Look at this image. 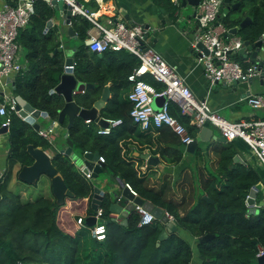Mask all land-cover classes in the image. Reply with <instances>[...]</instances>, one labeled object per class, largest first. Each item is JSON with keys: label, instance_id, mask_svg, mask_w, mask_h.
Returning a JSON list of instances; mask_svg holds the SVG:
<instances>
[{"label": "trees", "instance_id": "obj_1", "mask_svg": "<svg viewBox=\"0 0 264 264\" xmlns=\"http://www.w3.org/2000/svg\"><path fill=\"white\" fill-rule=\"evenodd\" d=\"M161 2L166 9L172 12L177 10L178 5L171 0ZM233 2L239 4L236 7L224 6L225 13L219 15V21L229 29L249 15L251 20L239 27L236 34L242 40L256 41L264 30V0H230V3ZM54 11L46 0H34L33 12L17 35L18 43L27 50L29 62L13 80V92L34 107L46 111L50 119H57L58 110L64 103L62 94L51 91L64 71V53L59 47L57 25H50L44 31ZM70 24L79 38L87 36L90 21L85 16L72 15ZM231 56L243 68L250 64L239 52ZM73 60L72 72L76 78L94 83V86L74 95L76 102L90 107L99 98L103 86L111 81V95L98 112L102 117L122 118L121 123L102 133L98 131L100 126L95 120L86 122L76 115L68 128L74 150L80 153L97 152L103 158V171L128 182L140 197L173 214L178 229L187 231L188 235L185 234L191 238L196 237L194 244L199 264H259L257 252L260 246L264 247V203L259 204L255 212H249L245 198L255 185L256 200L258 203L262 200V179L250 162L233 161L237 153L233 143L236 139L227 140L220 149L216 172L205 183L204 191L213 201L206 200L202 192H197L193 203L181 213L179 210L187 200L186 191L180 201L165 198V192H170L166 185L168 183H162L161 188L148 185L120 152L118 142L124 134H133L136 129L142 132L151 129H141L132 121L129 115L131 102L127 95L121 97L122 89L129 85L128 74L139 63L138 57L125 49L103 51L98 55L81 45ZM145 79L158 88L162 86L151 76H145ZM170 111L195 137L198 129L189 123L187 116L180 113L174 102L170 105ZM63 123L65 125L66 120ZM157 130L160 140L176 146L164 147L163 156L179 162L182 151L178 136L167 126ZM7 137L4 168L0 173V264H190L193 244L188 237L176 230L159 238L165 223L155 218L152 223L138 225L139 216L135 210L129 212L125 224L122 218L120 221L114 220L109 215L112 200L108 194L99 204L103 208L106 225L102 239L91 234V225L85 221L86 216L95 214L91 204L86 214L81 216L83 221L79 228L74 232L65 230L57 218L60 205L53 196L39 195L34 199L22 200L20 193L10 187L18 168L32 161L26 144L32 142L46 149L50 142L39 135L32 124L14 113ZM52 161L63 175L66 185L74 192L72 198L87 197L90 200L94 187L91 178H87L67 154L55 152ZM165 186L169 191L164 190ZM206 233L213 236L205 241L198 240L200 235Z\"/></svg>", "mask_w": 264, "mask_h": 264}, {"label": "built area", "instance_id": "obj_2", "mask_svg": "<svg viewBox=\"0 0 264 264\" xmlns=\"http://www.w3.org/2000/svg\"><path fill=\"white\" fill-rule=\"evenodd\" d=\"M51 4V0H46ZM91 0H63L70 6L71 15L80 14L91 21L88 29V47L92 51H115L125 49L139 59L137 66L128 74L127 78L132 85L127 94L131 102L129 115L133 122L141 129L159 128L167 126L173 131L181 141L186 144L194 136L188 131L186 125L170 111V105L174 102L181 114L189 118V123L197 129L205 125L215 127L227 140L236 138L244 140L259 163L264 167V117L251 115L248 118L230 120L221 115L217 109L212 108L206 98H198L191 90L185 80V76L180 74L176 68L169 64L165 58L153 47L149 45L146 37L150 26L144 23H129L123 16L114 13L109 14L106 7V0H93L97 6L91 9L86 5ZM175 5H179L180 0H171ZM34 0H10L6 1L0 8V125L6 126L9 130L12 114H19L17 94L8 90L9 81L14 80L21 68L17 60L19 43L17 35L23 28L33 12ZM223 15V0H199L195 6L190 20L195 22L191 48L196 54V60L203 66L205 78L209 86L222 82L232 85L234 80L247 81L249 77L259 76L264 69V56H261L262 63L257 64L255 60L243 68L241 63L231 55L236 53L242 46L243 40L239 35L228 34L227 28L219 21V15ZM70 23V21H69ZM68 23V24H69ZM48 27L45 26L44 31ZM257 39H264V30ZM201 42L207 52L198 44ZM253 61V62H252ZM73 70L74 60L71 64L64 65ZM151 76L155 81L162 84L156 87L145 79ZM7 78L9 81H7ZM13 84V83H12ZM53 89V88H52ZM163 97L159 107L154 106L157 98ZM246 102L253 108H264V91L248 93L244 95ZM108 123L100 126L99 132L107 133L113 126L122 122L121 117H104ZM89 122V119H85ZM56 119L47 128L39 127L37 132L53 143V130ZM98 160H102L99 156ZM87 178H92L91 170H80ZM124 186L134 195L137 192L128 182ZM120 196H117L118 200ZM264 200V191L263 198ZM245 204H249L245 200ZM260 203L255 199L252 206L257 207ZM132 210L139 216L138 225L152 223L157 218L154 213L142 204L135 203ZM163 213L170 220H174L173 214L163 208ZM95 221L91 225V234L98 239H102L105 233V219L103 208L98 205L95 210ZM114 220L120 221L121 215H112ZM160 219V218H159ZM82 217L77 218L78 223H82ZM264 254V247H259L257 256Z\"/></svg>", "mask_w": 264, "mask_h": 264}, {"label": "crops", "instance_id": "obj_3", "mask_svg": "<svg viewBox=\"0 0 264 264\" xmlns=\"http://www.w3.org/2000/svg\"><path fill=\"white\" fill-rule=\"evenodd\" d=\"M6 1L10 0H0V8ZM161 1L162 0H106V7H109L107 11L109 14L114 13L116 15H121L129 23H149L150 28L155 31L149 35L148 41H153V47L169 64L173 65L180 74L185 76V80L194 94L198 98H206L208 104L212 108L217 109L221 115L230 120L248 118L251 115L264 117V108H253L244 98V95L248 93L264 91V75L261 77V81L259 77L253 79L252 82L248 84L247 88L240 85H225L222 82H217L215 85L209 86L208 80L204 76L203 66L201 63L197 62L196 54L191 48L193 31L195 28L194 20H190L189 18L191 15L188 14L186 16L187 24L185 25L182 20L184 19L183 14H179L178 10L172 12L171 10L166 9L165 5H163ZM86 5L91 9H95L97 6L96 2L93 0L87 1ZM223 12L225 13V9H223ZM50 19L52 21L51 25L55 24L58 28L57 33L60 43L59 47L64 53V65L65 58L67 56H71L73 58L76 50L80 48L81 45L87 47L89 51H92L88 47V30L85 38H79L76 30L72 28L70 23H65L64 17L58 10L54 11V15ZM91 24L92 23L90 21L89 28L91 27ZM69 27H71L72 30H70ZM26 53V48L19 43L16 56L17 60L21 64L20 71L24 67H27V63L29 62ZM261 54L264 56V51H261ZM249 59L251 58L247 56L246 60ZM246 60L245 62H248ZM7 81H9L8 78ZM12 83L13 81L11 79L9 81L8 88L10 92L13 90ZM111 85V81H108L103 86V88L105 86L108 88V96L104 100L102 106L111 95ZM131 85L132 83L129 81V85H126V87L122 89V98H125V95L129 92ZM103 88L101 89L100 94ZM84 89L86 88H83V90ZM162 100L163 99L161 98L155 99L154 106L159 107ZM52 120L53 119H50L48 115L39 116L37 118L41 128H47L50 126ZM64 120H66L67 124V117H65ZM63 121L61 123H54L55 128L53 130V143L46 148L47 152L52 156L55 152L66 154L64 151L69 146L67 142V138H69L68 128L66 127V124L64 125ZM208 126L211 128V134L209 135L203 131L200 135L202 128L197 130V134L194 138H198V146L193 153L185 150V144L181 143L179 145V148L182 151V158L179 162H175L163 156L162 151L164 150V147L176 146L170 142L160 140L159 131L155 127L146 132L136 129L133 134H124L118 142L121 147L120 152L126 161H130L134 165L138 174L144 177L145 182L148 185L154 186L155 188H161L162 183H168L166 185L169 187L170 192H165L168 189L165 186V198L172 197L180 201L184 191H186L185 195L187 200L179 210L182 213L193 203L197 192H202V196L204 194L207 196L204 191L205 183L212 177L213 174H215L220 155L219 151L224 144L227 143V140H218L214 135H220L219 131L215 130V128L211 125ZM6 139L7 133L0 137V173L4 168L7 152V145H5ZM233 143L235 149L237 150V153L233 156V161L250 162L261 177V174L264 172V167L259 163L247 143L239 138H236ZM71 147L72 154L67 155L71 158L76 167L79 170H82L83 165L76 161L75 157L77 156L83 158V153L74 150L73 146ZM197 150H200V152L197 153ZM146 153L152 156H157L159 159L158 163H148L144 157V154ZM200 155L202 156L200 157ZM14 170H17V166ZM118 179L119 178L110 175L108 172L103 171V169L97 177L91 178L94 186H97L103 192V196L105 194L110 196L112 200L111 203L118 202L124 206L129 200L121 194V186ZM19 181L20 180H18L15 174L10 181V186L13 184H15L14 186H17ZM36 183L34 184L36 185L35 187L46 188V190H48L51 194V197L53 196L49 180H47L46 177H42V179L39 180V183ZM27 185L30 186V184ZM262 186L264 187V184ZM117 196H120L118 200L116 199ZM205 199L213 201L209 200L208 196ZM91 202L92 196L90 200H88L87 197L76 199L72 197H65L64 203L60 205L57 211V218L60 221V225L65 230L74 232L82 224L77 223L76 218L86 214L87 207L91 204ZM109 215H115V212L110 211ZM179 231H181V234L186 233L188 235L187 231H182L180 229ZM192 238L196 239L194 236ZM192 251L193 256L191 261H193V257L195 255V250L192 249ZM196 264H199L198 261Z\"/></svg>", "mask_w": 264, "mask_h": 264}, {"label": "water", "instance_id": "obj_4", "mask_svg": "<svg viewBox=\"0 0 264 264\" xmlns=\"http://www.w3.org/2000/svg\"><path fill=\"white\" fill-rule=\"evenodd\" d=\"M199 0H181L180 6L183 8H187L189 6L195 7L198 4ZM239 3L233 2L230 3V0H223V7H236ZM51 5L55 10H58L59 13L64 17L65 23H69L71 12L70 6L63 2V0H51ZM192 15V14H191ZM251 20L250 16H244V18L239 22L238 25L232 26L227 29L228 34H236L239 27L245 25ZM51 19H48L46 22V27L51 25ZM145 26H150L149 23H146ZM72 30L71 27H69ZM155 30L150 28L146 32V37H149L151 33ZM150 46H153V41L149 42ZM205 52L207 50L203 46L201 42L198 44ZM261 51H264V39H257L254 42H250L248 39L243 40L242 46L238 49L237 52L241 53L242 56H249L255 60L257 64L262 63L261 59ZM96 52V51H95ZM249 52V53H248ZM98 55H101L102 52H97ZM73 62V58L71 56H67L65 58V65L71 64ZM264 75V69L262 70L259 76L249 77L247 81L234 80L232 85H240L243 87L248 86L253 79L259 77L261 81V77ZM93 83L84 82L73 74L72 70L68 67H64V71L59 76V81L55 85L51 91H55L57 93L62 94L64 103L61 108L58 110V117L56 119L57 123H61L65 117H67L66 127L69 128L75 118L76 115L82 117L83 119L95 120L100 126H106L108 121L99 115V109L104 103V100L107 98L108 88L105 86L96 100H94L93 104L90 107H84L78 104L74 98L76 93L82 92L83 88H87L88 86H93ZM226 85V84H225ZM163 99V97H161ZM19 114L24 117V120L32 124V126L37 130L40 127L37 118L39 116H47V112L44 110H40L33 105H31L26 99L22 96L17 95ZM206 132L211 134V128L207 125L203 126L201 129V133ZM7 132L6 126L0 125V137L4 133ZM218 140L226 141L227 139L223 135H214ZM67 142L69 144L68 148L64 151L66 154H72V142L69 138H67ZM198 146V138H193L190 142L186 143L184 148L186 151L194 152ZM26 151L30 155L32 161L28 164H23L20 168H18L16 172V177L18 180L24 182L25 184H35L38 182L41 177H46L49 180L51 192L55 198L57 204L62 205L65 201V197H73L74 192L70 190V188L66 185L63 175L59 171V169L55 166L52 161V155H50L45 148L40 145H34L32 142H28L26 144ZM99 154L97 152H89L85 151L83 153V158L75 157V160L83 165V170H91L92 177H97L98 174L102 171L104 163L102 160H98ZM148 163L156 164L159 159L157 156H152L150 154H144ZM121 186V194L127 198L129 201L126 205L119 204L118 202H112L109 205V210L115 213H119L122 216V223L127 222V216L129 212L132 210L135 203L142 204L145 208L152 211L157 218H160L162 222L165 223V228L160 232L159 238L165 237L168 232L176 231L178 226L175 220H170L163 213V208L159 206H155L149 200H145L139 195L134 196L126 186H124V181L118 179ZM256 186L252 187L246 197V201L249 204L248 211L255 212L257 207L252 206L256 198ZM103 192L97 187H93L92 194V202L91 207L96 210L98 205L101 203L103 199ZM204 198L207 196L204 194ZM260 204L264 203V200L259 201ZM85 221L88 225H92L95 221V216L90 214L86 216ZM212 233H206L200 235L198 240L205 241L212 237ZM259 264H264V254L258 256Z\"/></svg>", "mask_w": 264, "mask_h": 264}, {"label": "rangeland", "instance_id": "obj_5", "mask_svg": "<svg viewBox=\"0 0 264 264\" xmlns=\"http://www.w3.org/2000/svg\"><path fill=\"white\" fill-rule=\"evenodd\" d=\"M177 6V5H176ZM194 8L195 7H191V6H189V7H187V8H185V9H183V7L182 6H177V10L179 11V14L181 13V14H183V17H184V19H182L183 20V22H184V24L186 25L187 24V18H186V16L188 15V14H192V12H193V10H194ZM183 12V13H182ZM215 128V127H214ZM215 130H217L216 128H215ZM7 133V132H6ZM6 133H4V134H6ZM3 134V135H4ZM3 135H1V137L3 136ZM7 139H8V137H7ZM6 139V144L5 145H8V140ZM199 156V155H198ZM202 155H200V157H201ZM194 173H195V171H194ZM41 179H42V177H41ZM261 179H262V185L264 184V172L261 174ZM37 183H39V181L37 182ZM36 183V184H37ZM15 184H13L12 186H10L11 188H13V190H14V192H19L20 193V195H21V198H22V200H27V199H34V198H36L37 196H39V195H44V196H51V194L49 193V191L48 190H46V188H41V187H35L36 185H34V184H30V186H28L27 184H25V183H23L22 181H19L18 183H17V186H14ZM20 185V186H19ZM261 185V187H262V190L264 189V187ZM38 186V185H37ZM179 230V229H178ZM180 233H181V231H180ZM184 236L185 237H188L189 238V240H191L192 241V244H193V249L195 250L194 252H195V255H194V257H193V261H191V264H196V262L198 261V253H197V247L195 246V244H194V239L193 238H191V237H189V236H187L186 234H184ZM199 263V262H198Z\"/></svg>", "mask_w": 264, "mask_h": 264}]
</instances>
